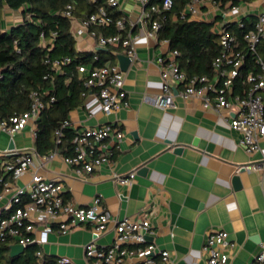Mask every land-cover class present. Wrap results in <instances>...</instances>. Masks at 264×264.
Returning a JSON list of instances; mask_svg holds the SVG:
<instances>
[{"label":"crops","instance_id":"obj_1","mask_svg":"<svg viewBox=\"0 0 264 264\" xmlns=\"http://www.w3.org/2000/svg\"><path fill=\"white\" fill-rule=\"evenodd\" d=\"M235 2L250 20L264 8V3L258 0ZM223 9L220 4H206L192 21L213 22L214 26L222 20ZM117 10L121 16L134 20L141 12L139 4L132 0H121ZM22 19L21 10L4 7L0 28L9 31ZM80 20L75 17L71 22L76 48L94 58L106 48L99 47L88 33L75 35ZM145 29L137 25L133 30L137 57L124 72L126 105L106 114L96 93L88 90L82 93L81 104L68 114V128L73 134L105 124L121 129L123 139L110 146L108 161L90 173L83 169L77 173L65 163L66 156L55 149L47 153L56 151L52 158L43 161V155L35 148L37 123L34 126L29 123L11 135L0 131V176L25 186L38 174L59 183L63 201L73 207H87L99 196L101 208L112 219L146 218L151 223L154 242L167 250L176 263H189L193 257L201 256L208 233L223 230L235 244L233 249L226 250L229 264H252L264 247V136L259 140L260 150L247 153L239 144L240 133L230 128V119L237 108L218 113L204 109L200 99H183L180 87L175 88L173 107L161 109L151 104L150 100L161 92V65L157 57H166L171 49L168 40L159 39L158 35L149 38ZM114 63H118L117 57ZM210 79L216 80L214 75ZM11 143L14 150L31 153L33 161L16 181L3 172L4 166L15 160L13 155L3 154ZM176 145L183 146L180 152L175 151ZM241 165H247L242 172ZM133 171L135 177L130 184L114 179L115 175L125 177ZM235 176L240 182L237 188L233 184ZM4 203L2 199L0 206ZM110 227L99 238V245L112 242V224ZM91 238L90 227L82 224L65 234H49L46 244L30 246L36 247L32 254L24 250L12 257L13 242H8L7 253L12 259H26L30 255V264H36L37 250L42 251L49 264L58 257H66L72 264H88L84 246Z\"/></svg>","mask_w":264,"mask_h":264},{"label":"built area","instance_id":"obj_2","mask_svg":"<svg viewBox=\"0 0 264 264\" xmlns=\"http://www.w3.org/2000/svg\"><path fill=\"white\" fill-rule=\"evenodd\" d=\"M96 2L97 0H91ZM139 4L141 12L137 19L121 16L114 20L111 13L103 6L86 18L80 20L75 35L90 34L101 48H120L118 54H124L134 61L137 57L133 30L137 25L146 29L149 38H155L162 28L161 19H151V13L161 14L172 6L171 0H163L160 6H150V0H132ZM236 0H190L180 12L181 20H195L200 15L201 7L212 3L224 7L222 20L212 27L217 34L222 54L213 60L215 81L207 76L187 77L180 69L177 58L180 55L176 49L171 50L166 57L158 56L161 65V92L150 100L154 106L165 109L174 106L175 88L180 87L179 95L183 99L197 98L202 101L204 109L215 112L221 110L237 112L230 119V128L240 133L239 144L247 153L260 150L259 140L264 136V8L254 20L242 12ZM264 3V0H258ZM121 0H107L112 8H119ZM62 14L72 22L75 18L73 7L67 4ZM240 14V16H239ZM115 23L117 33L103 34L98 31ZM232 25L245 29L240 45L237 36L232 31ZM55 33L52 34L54 36ZM116 55V56H117ZM250 57V59H249ZM97 60V56L94 57ZM70 62L68 57L45 60V64L59 73L62 67ZM247 68L245 81L247 88L241 94H233L232 88L239 78L243 67ZM77 70L84 79L87 90H93L100 101L101 109L108 114L120 105H126L124 89V72L118 63L106 62L102 66L90 64L79 65ZM49 75H45L47 79ZM53 84L51 82V89ZM29 107L25 112L13 115L8 119L0 117V131L14 134L23 130L29 123L36 125L42 112L54 102V96L49 92L30 93ZM68 127L64 121L56 130V142L59 143L63 130ZM121 129L113 124H105L85 128L74 135L72 139V155L64 161L76 169L92 172L95 167L108 161L112 144H119L123 139ZM54 153L42 156L43 161L52 158ZM4 155H13V163L4 166L5 175L12 181L20 178L32 165V155L29 152L7 150ZM37 155V154H36ZM135 177V171L128 176H114L121 184H130ZM0 245L13 242L23 250L31 245L47 243L51 233L65 234L71 228L88 225L92 238L84 246V255L88 264H229L226 250L233 249L235 244L229 240L228 233L223 230H213L201 246V256L193 257L189 263L172 261L170 253L161 249L153 240V231L148 219L129 220L112 219L108 212L100 206V197L93 199L87 207H73L64 202L62 189L55 180H45L34 174L25 186L15 185L4 176H0ZM59 219V220H58ZM58 220L57 222H55ZM112 224L113 240L108 245H99V238L110 231ZM36 264H49L41 250L35 253ZM53 264H72L66 257H58ZM252 264H264V247L255 256Z\"/></svg>","mask_w":264,"mask_h":264},{"label":"trees","instance_id":"obj_3","mask_svg":"<svg viewBox=\"0 0 264 264\" xmlns=\"http://www.w3.org/2000/svg\"><path fill=\"white\" fill-rule=\"evenodd\" d=\"M163 0H150V6H160ZM172 6L161 14L151 13V19H161L162 28L158 31L159 39H166L171 50L179 52L177 58L180 69L187 77L215 74L213 60L222 54L217 34L212 31L213 22L181 20L180 12L190 0H171ZM250 1V0H247ZM67 4L73 7V15L86 18L99 6L106 8L114 20L121 17L116 8L109 7L107 0H0V18L4 7L22 11V22L9 31L0 28V117H9L25 112L30 103V93L47 91L54 96V102L42 112L36 127L35 148L40 155L50 150H58L64 156L72 155L73 132L63 130L59 143L55 139V130L68 119L71 110L81 104L82 93L88 90L77 67L81 64L102 66L115 62L120 48H106L97 52V60L89 53H81L76 48V40L71 32V21L62 12ZM240 45L245 29L231 27ZM103 34H115L117 29L112 22L99 28ZM55 33L54 36L52 34ZM68 57L70 62L57 73L45 64L47 58L53 60ZM250 59V57H249ZM247 63L236 79L233 94H241L247 88L245 81ZM45 75H49L44 79ZM51 82L53 88L51 89ZM237 89V91L235 90ZM8 243L0 245V264H30L32 257L10 258ZM36 247H27L32 254Z\"/></svg>","mask_w":264,"mask_h":264},{"label":"water","instance_id":"obj_4","mask_svg":"<svg viewBox=\"0 0 264 264\" xmlns=\"http://www.w3.org/2000/svg\"><path fill=\"white\" fill-rule=\"evenodd\" d=\"M116 57H117V60H118V63H119V66H120L121 70L123 72L127 71L129 65L131 64V59L128 56L124 55V54H118ZM182 148H183V146L176 145L175 146V151L180 152L182 150ZM13 149H14V146L11 143L9 145V147H8V150H13ZM246 167H247V165H241L240 166V172L244 171L246 169ZM233 184H234L235 188L240 187L239 178L237 176H235L233 178ZM10 250H11L10 251V255L12 257L18 256V255L22 254L23 251H24L23 248L20 245H17V244L12 245Z\"/></svg>","mask_w":264,"mask_h":264}]
</instances>
